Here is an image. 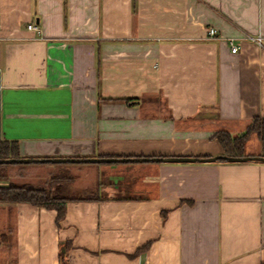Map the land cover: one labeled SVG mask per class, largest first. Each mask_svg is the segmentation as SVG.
Returning <instances> with one entry per match:
<instances>
[{
  "label": "crops",
  "instance_id": "obj_1",
  "mask_svg": "<svg viewBox=\"0 0 264 264\" xmlns=\"http://www.w3.org/2000/svg\"><path fill=\"white\" fill-rule=\"evenodd\" d=\"M255 117L264 0H0V142L24 158L217 157L215 133ZM31 165L0 184L66 172ZM87 171L108 181L85 186L60 224L0 203V264H264V162Z\"/></svg>",
  "mask_w": 264,
  "mask_h": 264
},
{
  "label": "trees",
  "instance_id": "obj_2",
  "mask_svg": "<svg viewBox=\"0 0 264 264\" xmlns=\"http://www.w3.org/2000/svg\"><path fill=\"white\" fill-rule=\"evenodd\" d=\"M126 101L130 102L131 99H127ZM253 135L258 137L263 151L261 157H264V117H255L246 130L238 135H232L225 130H221L215 133L214 139L221 145L224 151V156L243 158L250 156L246 153V145ZM21 158L24 157L21 156L19 145L17 143L8 141L0 142V160ZM218 161L224 160L220 159ZM7 165L8 164H0V181H8L7 175L2 172ZM72 180L73 178L68 177L66 173L60 172L54 174L42 187H36L31 184L8 182L5 185H0V203H28L47 210H54L57 212V223L60 224V222L66 217L67 203L70 200H85V198H70L63 195L62 188L65 185V182L69 183ZM86 199L92 200L93 198L87 197Z\"/></svg>",
  "mask_w": 264,
  "mask_h": 264
},
{
  "label": "rangeland",
  "instance_id": "obj_3",
  "mask_svg": "<svg viewBox=\"0 0 264 264\" xmlns=\"http://www.w3.org/2000/svg\"><path fill=\"white\" fill-rule=\"evenodd\" d=\"M246 153H249L250 156L253 157H259L262 155V149L260 145V141L256 135H253L250 140L248 141L246 145ZM109 164L112 163H59L54 164L56 168H62L65 170L68 177L73 178V180L69 183L65 182V185L63 186L62 193L65 196H68L70 198H80L85 196V186L89 185L91 191L93 189L92 180L96 179L98 181V178L100 181H108V176L104 173L101 175V177H98L97 174H91L89 171H87L89 174L85 175V170H97L98 168L102 167L106 168L109 166ZM32 166L31 164H8L6 168H13V167H28ZM43 175H34L33 177H27L24 180H18L16 179V183H24V184H31L36 187H42L44 186L45 178H43ZM67 181V180H66ZM69 181V180H68ZM95 182V181H94ZM2 185V184H0ZM95 191V190H94Z\"/></svg>",
  "mask_w": 264,
  "mask_h": 264
},
{
  "label": "water",
  "instance_id": "obj_4",
  "mask_svg": "<svg viewBox=\"0 0 264 264\" xmlns=\"http://www.w3.org/2000/svg\"><path fill=\"white\" fill-rule=\"evenodd\" d=\"M223 159L227 162H249V161H260L264 162V157H253L246 156L243 158H234L228 156H217L211 158H199V157H154V158H45V159H34V158H21V159H3L0 160V164H32V163H115V162H216Z\"/></svg>",
  "mask_w": 264,
  "mask_h": 264
},
{
  "label": "built area",
  "instance_id": "obj_5",
  "mask_svg": "<svg viewBox=\"0 0 264 264\" xmlns=\"http://www.w3.org/2000/svg\"><path fill=\"white\" fill-rule=\"evenodd\" d=\"M36 29V26H34V24H29L28 25V30H35ZM206 38L208 40H212V39H217V38H220L219 36V33H218V30L215 28V27H208L206 28ZM254 41L259 44V45H262V38H256L254 39ZM230 47H231V51L232 53H237L238 52V47L235 43H233V41L230 42Z\"/></svg>",
  "mask_w": 264,
  "mask_h": 264
}]
</instances>
